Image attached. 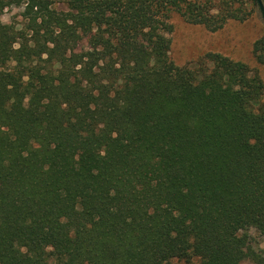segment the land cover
Returning a JSON list of instances; mask_svg holds the SVG:
<instances>
[{
    "label": "trees",
    "instance_id": "1",
    "mask_svg": "<svg viewBox=\"0 0 264 264\" xmlns=\"http://www.w3.org/2000/svg\"><path fill=\"white\" fill-rule=\"evenodd\" d=\"M251 1L0 0V264H264V81L168 37Z\"/></svg>",
    "mask_w": 264,
    "mask_h": 264
},
{
    "label": "rangeland",
    "instance_id": "2",
    "mask_svg": "<svg viewBox=\"0 0 264 264\" xmlns=\"http://www.w3.org/2000/svg\"><path fill=\"white\" fill-rule=\"evenodd\" d=\"M54 6L66 8L63 0H53ZM264 7V0H261ZM249 16L244 21L229 20L215 31H207L200 25L186 23L179 15L173 14L170 22L172 31L170 38L169 57L176 65L193 62L207 52H218L229 58L247 64L252 73H257L264 81V65L260 64L254 54L253 47L257 40L264 37V20L257 2L248 4ZM7 9V20L3 19ZM0 13V23H10L13 18L21 20V7L8 6ZM252 244L255 248L264 249V237L255 230H251ZM174 264H198L197 259L191 262L171 260ZM243 264H253L245 260Z\"/></svg>",
    "mask_w": 264,
    "mask_h": 264
},
{
    "label": "water",
    "instance_id": "3",
    "mask_svg": "<svg viewBox=\"0 0 264 264\" xmlns=\"http://www.w3.org/2000/svg\"><path fill=\"white\" fill-rule=\"evenodd\" d=\"M257 2H258V5L260 7V10H261V13H262V17H263V20H264V7L262 5L261 0H257Z\"/></svg>",
    "mask_w": 264,
    "mask_h": 264
},
{
    "label": "clouds",
    "instance_id": "4",
    "mask_svg": "<svg viewBox=\"0 0 264 264\" xmlns=\"http://www.w3.org/2000/svg\"><path fill=\"white\" fill-rule=\"evenodd\" d=\"M8 16H7V9H5V14L3 16V19L7 20Z\"/></svg>",
    "mask_w": 264,
    "mask_h": 264
}]
</instances>
